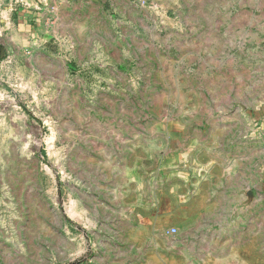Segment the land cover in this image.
I'll use <instances>...</instances> for the list:
<instances>
[{
	"label": "rangeland",
	"instance_id": "obj_1",
	"mask_svg": "<svg viewBox=\"0 0 264 264\" xmlns=\"http://www.w3.org/2000/svg\"><path fill=\"white\" fill-rule=\"evenodd\" d=\"M0 264H264V0H0Z\"/></svg>",
	"mask_w": 264,
	"mask_h": 264
}]
</instances>
